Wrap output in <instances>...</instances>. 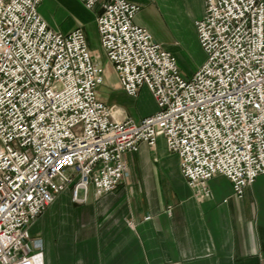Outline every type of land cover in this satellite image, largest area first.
<instances>
[{
	"label": "built area",
	"instance_id": "obj_1",
	"mask_svg": "<svg viewBox=\"0 0 264 264\" xmlns=\"http://www.w3.org/2000/svg\"><path fill=\"white\" fill-rule=\"evenodd\" d=\"M43 0H0V264H44L30 225L70 189H114L124 154L158 136L177 153L187 184L225 176L242 196L264 175V0H204L194 21L204 61L190 77L134 23L127 0L99 6V42L122 89L144 86L156 111L115 119L98 98L103 68L81 28L61 33L38 12Z\"/></svg>",
	"mask_w": 264,
	"mask_h": 264
},
{
	"label": "crops",
	"instance_id": "obj_2",
	"mask_svg": "<svg viewBox=\"0 0 264 264\" xmlns=\"http://www.w3.org/2000/svg\"><path fill=\"white\" fill-rule=\"evenodd\" d=\"M139 7L134 23L176 59L180 73L194 74L204 61L194 21L204 0H127ZM99 6L81 0H43L38 12L61 33L81 28L92 58L103 68L97 95L112 116L138 122L156 111L148 89L136 96L120 86L100 46L96 27ZM128 175L114 189L95 196L71 190L29 227L43 243L44 264H264V175L233 193L223 175L201 189L190 187L177 153L158 136L153 146L140 141L124 154Z\"/></svg>",
	"mask_w": 264,
	"mask_h": 264
},
{
	"label": "rangeland",
	"instance_id": "obj_3",
	"mask_svg": "<svg viewBox=\"0 0 264 264\" xmlns=\"http://www.w3.org/2000/svg\"><path fill=\"white\" fill-rule=\"evenodd\" d=\"M42 215V214H41Z\"/></svg>",
	"mask_w": 264,
	"mask_h": 264
}]
</instances>
